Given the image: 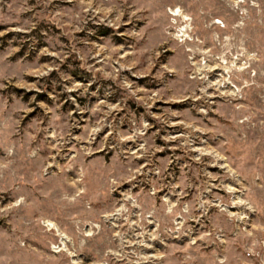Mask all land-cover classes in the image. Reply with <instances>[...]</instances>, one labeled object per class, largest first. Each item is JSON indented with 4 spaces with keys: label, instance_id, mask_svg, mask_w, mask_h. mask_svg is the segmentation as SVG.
<instances>
[{
    "label": "rangeland",
    "instance_id": "1",
    "mask_svg": "<svg viewBox=\"0 0 264 264\" xmlns=\"http://www.w3.org/2000/svg\"><path fill=\"white\" fill-rule=\"evenodd\" d=\"M0 264H264V0H0Z\"/></svg>",
    "mask_w": 264,
    "mask_h": 264
},
{
    "label": "bare ground",
    "instance_id": "2",
    "mask_svg": "<svg viewBox=\"0 0 264 264\" xmlns=\"http://www.w3.org/2000/svg\"><path fill=\"white\" fill-rule=\"evenodd\" d=\"M169 15L173 16V17H181L184 21H188V19L185 16H183V14L181 13V11L179 9H176L175 11L174 10L169 11ZM215 23L219 24L218 22H215ZM181 32L186 33L187 30L186 31L182 30ZM242 205H245V204L241 203L240 201L238 203H236L237 207L238 206L243 207ZM43 225L45 227H47L49 231H54L55 234L61 238V240L64 239L62 233H60V231L58 230L57 226L54 223H52L50 221H44Z\"/></svg>",
    "mask_w": 264,
    "mask_h": 264
}]
</instances>
